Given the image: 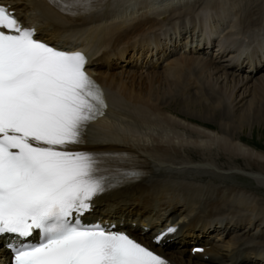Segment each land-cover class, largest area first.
<instances>
[{
    "label": "bare ground",
    "instance_id": "obj_1",
    "mask_svg": "<svg viewBox=\"0 0 264 264\" xmlns=\"http://www.w3.org/2000/svg\"><path fill=\"white\" fill-rule=\"evenodd\" d=\"M22 1L18 13H24V18L29 17L31 21H41L49 28H53L59 37L69 35V38H74V41H71L72 48L76 49L80 45L82 48L96 52V55L101 54L102 57L106 55L104 57L106 60L108 54L116 49V45L128 44L145 30L158 29L164 21L169 19L167 17L181 14L182 10L178 11L175 3H186L188 0H131V2L129 0H108L93 14L77 18L58 13L41 3L40 0ZM199 1L196 0L195 3H199L201 7L198 5L193 10L207 7L216 11V17L224 18L227 21L225 24L229 25L231 29H235L228 36L231 40L251 27H258L264 20V0H233V2L229 1L230 3L219 0H203L204 4ZM204 1H208V3L206 4ZM139 2L145 3L146 10L136 6L139 5ZM169 7L170 9H167ZM175 8L176 10H174ZM159 9L162 10L158 12ZM147 10L152 13L156 12L158 15L168 11V14L164 15L162 20H158L148 18ZM209 17L208 13L207 16L200 14L195 18L200 25L201 20L207 21ZM235 17L239 22L237 27ZM129 23H133V26L130 27ZM178 32L179 29L174 27L171 33L177 34ZM153 40H144L141 37L138 43L145 48L149 45H156L157 43L154 42L156 40ZM130 46L135 48L136 45L132 43ZM118 57H123L122 51ZM102 62L95 68L94 74L107 91L111 107L103 118L89 126V139L90 143L98 149L128 151L146 156L143 158L148 167V177L142 183L129 188L132 195L136 194L134 198L136 202L133 204L138 208V205H141L144 210H150L158 215L173 210H184L182 213L185 214L198 207L201 212L206 214L210 212L226 214L227 217H223L227 218V222L231 224L233 220L228 218L229 209L232 214L233 212L241 214V202V206L248 205L247 209L251 212L262 213L263 217L257 219L256 222L260 223L259 225H264V208L259 202L257 192L238 186L222 189V186L213 180V178L223 180L218 176L220 173L218 168L225 170L226 166L218 165L217 167L216 163H208L201 164L207 168L195 169L196 167L191 165L195 162L191 156L192 152L201 150L205 153H212L213 148H216L226 153L229 158H240L246 161L250 167L258 169V172H255L252 169L241 170L240 167H229L231 170L251 173L249 178L257 179L256 182L264 190V155L250 151L244 145L234 142L233 138H229L232 132L236 133L238 128L242 130L243 127H248L250 124H264V77L260 80L255 78L256 75L263 74L264 69L256 70L249 75L236 74V71L232 70L234 76L229 77L228 71L223 70L222 65L215 64L211 59L203 56L190 55L172 59L158 78L155 76L143 78V73L140 74L130 68L116 69V67H112V69L105 70ZM219 70L224 72L226 80L231 81L234 85L230 88L231 91L228 95L217 90V85L220 82L219 79L214 80V75ZM156 75L159 74L156 73ZM161 77H163L162 81ZM163 82L164 86L168 88V93L160 96L158 91L161 89L155 86H161ZM251 83L253 84L250 89L249 84ZM224 84L228 86L227 82ZM192 92L194 95L191 94ZM172 93L175 96L171 101L180 105L185 111L177 110L172 103L168 104L167 100L173 96ZM250 96L252 99L247 109L236 113L238 106L241 107L240 105ZM234 116L235 120H233ZM195 121L204 123V125H217L218 131L213 133L201 130L190 124ZM235 121L238 128L235 127ZM72 149L81 148L73 147ZM187 173H191V177H189L190 175L186 177ZM253 173L259 174L254 175ZM197 174H209L208 176L212 179L206 181L207 186H201L198 185L200 180L194 179L195 176H198ZM230 178L236 180L233 176ZM224 181L228 180L224 179ZM246 183L249 181L246 180ZM248 196L252 198L249 203L247 202ZM223 205L228 207V211H225L227 208ZM237 216L240 217V226L243 221L249 223V216L247 219L240 215ZM198 218V221L194 218L193 226L208 224V221H202L201 217ZM243 234L236 233L227 239L225 245L220 246L217 251L224 254L221 263H215L212 260L211 263L206 260H195L189 253L187 258L186 248L158 249L174 264H222L223 261H229L227 256L229 250L248 246L246 244L264 245V234L252 236L251 238L254 239H248L246 236H250ZM244 251L243 259L246 260L240 258L236 264H264L252 260L255 255H251V253L256 252L255 249L245 247Z\"/></svg>",
    "mask_w": 264,
    "mask_h": 264
},
{
    "label": "snow or ice",
    "instance_id": "obj_2",
    "mask_svg": "<svg viewBox=\"0 0 264 264\" xmlns=\"http://www.w3.org/2000/svg\"><path fill=\"white\" fill-rule=\"evenodd\" d=\"M108 0H49L62 14L91 15ZM87 57L36 38L0 5V238L10 264H168L114 224L85 223L93 201L138 172L119 154L86 144L105 114ZM168 228L155 238L159 244ZM38 238L30 239L34 237ZM196 251H203L196 249Z\"/></svg>",
    "mask_w": 264,
    "mask_h": 264
},
{
    "label": "rangeland",
    "instance_id": "obj_3",
    "mask_svg": "<svg viewBox=\"0 0 264 264\" xmlns=\"http://www.w3.org/2000/svg\"><path fill=\"white\" fill-rule=\"evenodd\" d=\"M235 1V0H234ZM236 18V17H235ZM239 19V18H238ZM227 22V21H226ZM235 22H236V27L238 26V24H239V22L237 21V18L235 19ZM230 29H231V27H230ZM234 31H235V29H233ZM218 67V66H217ZM222 70V69H221ZM221 70H219V72L216 74V75H214V80H217V79H219V82L221 83H218V85H217V90L218 91H223L222 93H226V95H228V94H230V91H231V89L230 88H232L234 85L231 83V81H228V80H226V78H225V75H224V72H221ZM164 71V70H163ZM162 72V71H161ZM161 72H159V71H155L154 73H151V72H147V73H149V74H146V73H143L142 74V77L143 78H147L148 76L149 77H152V76H155V77H157L158 78V76H160L161 75ZM156 73H158L159 75H156ZM228 75H229V77L232 75V74H234V73H232V70H230V71H228ZM141 74V73H140ZM241 75V74H240ZM239 75V76H240ZM243 75V74H242ZM232 76H234V75H232ZM262 76V77H261ZM221 77H222V79L225 81V82H227V85L228 86H226V84H224L225 82L221 79ZM243 78H244V76H242ZM246 77V76H245ZM264 77V72H263V74L261 73L260 75H256L255 76V78L256 79H262ZM162 78L163 77H161V81H162ZM221 79V80H220ZM231 80H232V78H231ZM223 81V82H222ZM163 84V85H162ZM161 84V86H159V85H156L155 87L157 88V87H159L161 90H159L158 92H160V96H162L163 94H167L168 93V88H166L165 86H164V82ZM252 84L253 83H251V84H249V88L251 89L252 88ZM224 85V86H223ZM233 85V86H232ZM219 86V87H218ZM171 89H173L174 90V88H171ZM165 90V91H164ZM167 91V92H166ZM192 95H194L193 94V92L191 93ZM241 94V93H240ZM172 95L173 96H171V98L170 99H168L167 100V102H168V104H170L171 105V103L173 104V105H175L176 106V108H177V110H179V111H185V110H183L181 107H180V105H176L174 102H172L171 100L173 99L172 97H174L175 95L172 93ZM182 95H184V94H182ZM182 95H181V98H182ZM251 99H252V96H250V97H247L246 98V100H245V102H247V103H243V104H241L240 106L241 107H239L238 106V109H237V111H236V113H241V112H243L244 110H246L247 109V106H248V104H249V102L251 101ZM245 104V105H244ZM247 104V105H246ZM179 106V107H178ZM180 108H181V110H180ZM167 111H169L168 109H166ZM236 115V114H235ZM233 120H235V116L233 117ZM191 125H194L195 127H199L201 130H206V131H208V132H213V133H217V131H218V127H217V125H213V124H205L204 125V123H201V122H193V123H190ZM234 124H235V127L236 128H238V126H237V122L235 121L234 122ZM264 124L262 125H259V124H250L248 127H246L245 126V128L243 127L242 128V130H239V128L238 129H236L237 131H236V133H234L233 134V132H232V135L231 136H229V138H233V140H234V142H236V143H240V144H242V145H244L245 146V148L246 149H249L250 151H253V152H256V153H261V154H263L264 155ZM239 130V131H238ZM260 131V132H259ZM179 132H182V131H179ZM184 134V133H183ZM202 153H204V154H202ZM213 153V154H212ZM212 153H210V152H208V153H205V152H202L201 150H198V152L197 151H194V152H192V157L194 158V160H195V162L196 163H193V164H191V165H193L194 167H196L195 169H201V168H204V167H206L207 168V166H203V165H201V164H204V165H206V164H208V163H216V166L218 167V165H221V166H223V167H227V169H225V170H219V169H221V168H218V172H220L219 174H218V176H220V178L221 179H223V180H219V179H217V178H213V180L214 181H216L219 185H221L222 186V189H228L229 187H232V186H238V187H242V188H247L248 190H251V191H253V192H257V196H258V199L260 200L259 202L260 203H262V205L261 204H259V205H261L263 208H264V190L262 189V188H260V184L258 183V182H256L257 181V179L255 180V179H252L251 180V178H249V176H251L252 174L251 173H243V171H239V170H234V172H231L230 173V171H229V167L230 166H236V167H240V168H242L241 170H245V169H248V170H250V169H252L253 171H257L258 172V169H256V168H252V167H250L247 163H246V161H244V160H242V159H238V158H234V159H231V158H229V156L228 155H226V153H224V152H221V151H219V150H217L216 148H213V150H212ZM207 154V155H206ZM216 161V162H215ZM199 163V164H198ZM194 164H196V165H194ZM228 165V166H227ZM217 170V169H216ZM231 170V169H230ZM233 170H231V171H233ZM221 171H224V172H221ZM225 171H227V172H225ZM215 173V172H214ZM224 173V174H223ZM225 173H228V174H225ZM236 173H242V174H236ZM254 175L255 174H259V173H253ZM190 175V176H189ZM193 175V174H192ZM196 175V174H195ZM198 175V174H197ZM209 175V174H208ZM207 174H205V175H198V176H195L194 177V179H196V180H200V181H198V185H204V186H207V182L211 179L210 178V176H208ZM215 175H216V173H215ZM242 175V176H241ZM244 175V176H243ZM191 177V173H187V176L186 177ZM201 176V177H200ZM231 176H233V177H235V179L236 180H234V179H232V178H230ZM241 177V178H240ZM205 179V180H204ZM224 179H227L228 181H224ZM231 180V181H230ZM246 180L247 181H249V183H246ZM207 181V182H206ZM220 182V183H219ZM216 187V186H215ZM225 187V188H224ZM253 189V190H252ZM256 189V190H255ZM263 193V194H262ZM248 195H250L249 193H247ZM246 194V195H247ZM263 195V196H262ZM249 198H247V202L249 203V201L252 199V198H250L251 196H248ZM240 205H241V202H240ZM244 207H246V208H244ZM247 207H249L248 205H244V206H242V210H241V213H249V214H251V210H248L247 209ZM244 208V209H243ZM264 210V209H263ZM225 211H228V208L227 209H225ZM264 212V211H263ZM229 214H231L232 215V211H230V209H229V213H228V215ZM253 214H255V212L253 213ZM262 214V213H261ZM260 213H258V214H256V215H254V216H250V217H248V221H249V223H245V225H249L250 224V222L252 223V221H253V219H252V217L254 218V222H256V220L257 219H260V218H262L263 216L261 215ZM242 215V214H241ZM252 219V220H251ZM255 224V223H254ZM259 224L260 223H257V225L259 226ZM263 226L264 225H261V231H262V229H263ZM246 227H248V226H246ZM255 230H256V228H254V229H252L251 230V232H255ZM264 230V229H263ZM248 233H247V235H249L250 237H248V236H246L245 234H246V230L245 231H240L239 232V234H243V235H245L248 239H254V238H251L252 236H254V234H250L251 232H250V229H248ZM237 233V232H236ZM235 233V234H236ZM240 235V236H241ZM186 255H187V258H188V253H186ZM210 264V263H209Z\"/></svg>",
    "mask_w": 264,
    "mask_h": 264
}]
</instances>
